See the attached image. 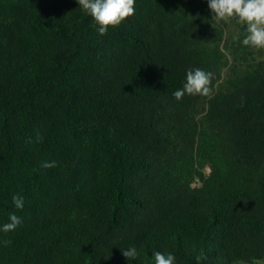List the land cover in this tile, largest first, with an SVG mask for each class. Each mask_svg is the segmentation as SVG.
<instances>
[{"label": "trees", "instance_id": "16d2710c", "mask_svg": "<svg viewBox=\"0 0 264 264\" xmlns=\"http://www.w3.org/2000/svg\"><path fill=\"white\" fill-rule=\"evenodd\" d=\"M213 15L135 0L101 36L77 0H0V264L264 261V55ZM197 68L211 97L177 101Z\"/></svg>", "mask_w": 264, "mask_h": 264}, {"label": "clouds", "instance_id": "9594fccd", "mask_svg": "<svg viewBox=\"0 0 264 264\" xmlns=\"http://www.w3.org/2000/svg\"><path fill=\"white\" fill-rule=\"evenodd\" d=\"M79 6L87 12L98 25L97 31L103 36L110 27H118L126 18L135 14V0H77ZM208 6L214 13L212 18L217 22H227L237 19V22L246 25V35L242 41L244 46L264 49V0H207ZM238 39V37H234ZM213 74L202 69L189 70L186 74V82L183 87L173 93L179 101L185 94L190 96L211 97L210 87ZM37 140L42 141V136L37 134ZM55 161L41 163V168L56 167ZM13 203L17 209H23L22 196H13ZM8 223L4 224L2 231L7 233L14 231L21 223V219L15 214H10ZM5 246L11 241H4ZM121 254L128 259L138 256L135 247L121 250ZM154 264H175V256L171 253L165 255L159 251L153 254ZM200 257H197L199 260Z\"/></svg>", "mask_w": 264, "mask_h": 264}, {"label": "rangeland", "instance_id": "374dc122", "mask_svg": "<svg viewBox=\"0 0 264 264\" xmlns=\"http://www.w3.org/2000/svg\"><path fill=\"white\" fill-rule=\"evenodd\" d=\"M222 26L226 27L227 29H229L230 31H234V32H238L240 29H244L246 31V25L240 24L237 22V19L233 18L230 21L227 22H219ZM260 54L264 55V49H259ZM254 264H264V261L261 262H257Z\"/></svg>", "mask_w": 264, "mask_h": 264}]
</instances>
